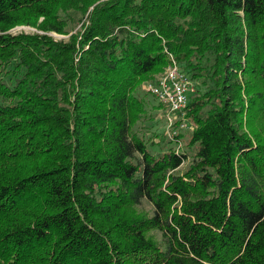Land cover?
<instances>
[{
  "label": "trees",
  "instance_id": "trees-1",
  "mask_svg": "<svg viewBox=\"0 0 264 264\" xmlns=\"http://www.w3.org/2000/svg\"><path fill=\"white\" fill-rule=\"evenodd\" d=\"M0 264H264V0H0Z\"/></svg>",
  "mask_w": 264,
  "mask_h": 264
},
{
  "label": "built area",
  "instance_id": "built-area-1",
  "mask_svg": "<svg viewBox=\"0 0 264 264\" xmlns=\"http://www.w3.org/2000/svg\"><path fill=\"white\" fill-rule=\"evenodd\" d=\"M144 88L157 98L163 109L167 110L165 115L167 135L176 141L177 150L180 151L182 141L176 136L181 129L188 128L186 106L196 92L192 78L173 60L155 80L145 82Z\"/></svg>",
  "mask_w": 264,
  "mask_h": 264
},
{
  "label": "rangeland",
  "instance_id": "rangeland-1",
  "mask_svg": "<svg viewBox=\"0 0 264 264\" xmlns=\"http://www.w3.org/2000/svg\"><path fill=\"white\" fill-rule=\"evenodd\" d=\"M11 32H38V30L30 25H18L15 28L12 29ZM51 35H53L55 38H67L68 35L65 34H59L57 32H52ZM162 73V72H161ZM160 73V74H161ZM159 75V74H158ZM193 80V85L195 88H197V86L199 85V81L196 79H192ZM145 82L143 83V88H144ZM152 100V99H151ZM152 105L149 106V113L150 116L152 115L153 118L146 120L144 123H140L137 127L138 131L141 133H144L146 135V137H151L152 140L158 142L161 137L159 136H155V135H162V134H167V123H166V119H165V115L167 114V110L163 109V108H159L157 107L158 101L156 100H152ZM153 105H156V107L152 108ZM189 126L187 128L186 135H185V140L187 141L192 129V126L189 122ZM183 142H182V147H183ZM184 148V147H183ZM145 207L150 208L151 206L145 202Z\"/></svg>",
  "mask_w": 264,
  "mask_h": 264
}]
</instances>
